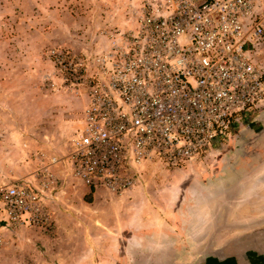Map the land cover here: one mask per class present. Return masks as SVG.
I'll return each mask as SVG.
<instances>
[{
	"label": "rangeland",
	"instance_id": "rangeland-1",
	"mask_svg": "<svg viewBox=\"0 0 264 264\" xmlns=\"http://www.w3.org/2000/svg\"><path fill=\"white\" fill-rule=\"evenodd\" d=\"M140 1L0 0V187L47 182L43 202L53 221L58 215L65 217L62 222L67 215L59 216L60 210L84 206L88 194L91 201L103 194L104 212L120 206L117 213L128 223L134 217L136 223L154 224L149 239L165 237L172 252L193 256L213 238L226 240L264 225V199L254 194L264 182H255L257 171H247L264 150V99L197 158L179 167L141 166L136 185L122 199L114 200L123 194L89 189L70 179L61 164L47 166L51 182L43 177L48 157L66 152L87 102L82 87L65 78L51 51L88 56L95 65L92 57L103 53L110 34L134 25ZM252 58L264 70V42ZM68 193L72 199H62ZM94 202L90 206H98ZM53 234L8 223L0 203V264H72L66 248L57 257ZM126 234L118 236L124 240ZM62 235L66 246L67 232Z\"/></svg>",
	"mask_w": 264,
	"mask_h": 264
},
{
	"label": "built area",
	"instance_id": "built-area-1",
	"mask_svg": "<svg viewBox=\"0 0 264 264\" xmlns=\"http://www.w3.org/2000/svg\"><path fill=\"white\" fill-rule=\"evenodd\" d=\"M110 36L93 66L51 51L87 102L66 152L47 159L49 182L47 166L61 164L89 189L121 195L141 166L197 158L264 99L252 58L264 42V0H141L134 25ZM46 185L0 187L7 222L53 233Z\"/></svg>",
	"mask_w": 264,
	"mask_h": 264
},
{
	"label": "crops",
	"instance_id": "crops-1",
	"mask_svg": "<svg viewBox=\"0 0 264 264\" xmlns=\"http://www.w3.org/2000/svg\"><path fill=\"white\" fill-rule=\"evenodd\" d=\"M262 154L264 150H259V159H256L254 164H249L247 170L258 172L255 182L259 185L264 182ZM244 161L247 162L245 159ZM67 186L69 191H75V187L69 184ZM257 190L261 199H264V186ZM71 196L72 193H68L62 196V199L71 200ZM100 196L102 197H93V201L90 198L82 207L71 205L70 210L66 208L60 210L62 213L59 216L67 215L64 222L62 221L65 217H58V215L57 218L53 217L55 223L52 239L58 249V258L64 256L63 249L66 248L68 262L72 264H264V225L260 229L232 236L226 240L219 241L218 237L213 238L206 250H198L193 256L181 257L177 255V252L171 251L172 244L169 239L161 237L157 242L155 237L149 239V233L155 231L154 224L145 220L136 223L134 217L128 223L127 219H123L122 214L117 213L120 206H116V209L108 207V211L104 212L106 206L103 207V205L106 197H103V194ZM123 196L125 195L116 197L114 200L122 199ZM94 200L98 202L96 207L90 206L96 204ZM65 211L66 213H63ZM162 228L163 232L170 231L166 227ZM65 232L68 239L66 246L62 239L64 237L62 234ZM119 232L127 233L124 240L122 239L124 236H118ZM107 233L114 235L108 236ZM140 235H142L141 239ZM113 236L114 238L111 239ZM154 247L161 249L157 253H150V249Z\"/></svg>",
	"mask_w": 264,
	"mask_h": 264
},
{
	"label": "trees",
	"instance_id": "trees-1",
	"mask_svg": "<svg viewBox=\"0 0 264 264\" xmlns=\"http://www.w3.org/2000/svg\"><path fill=\"white\" fill-rule=\"evenodd\" d=\"M229 129L231 130V126L229 127ZM229 129H228V130H229ZM90 196H91V194H88L87 197H85V198L87 199L86 201H89Z\"/></svg>",
	"mask_w": 264,
	"mask_h": 264
},
{
	"label": "bare ground",
	"instance_id": "bare-ground-1",
	"mask_svg": "<svg viewBox=\"0 0 264 264\" xmlns=\"http://www.w3.org/2000/svg\"><path fill=\"white\" fill-rule=\"evenodd\" d=\"M245 190H246V189H245ZM254 194H258V193H256V192L254 191ZM245 195H246V197H247V192H246V194H245ZM249 199H250V198H249Z\"/></svg>",
	"mask_w": 264,
	"mask_h": 264
}]
</instances>
